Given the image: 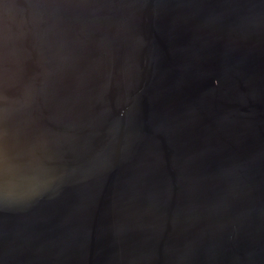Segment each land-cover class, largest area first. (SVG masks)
I'll return each instance as SVG.
<instances>
[{
    "label": "water",
    "instance_id": "1",
    "mask_svg": "<svg viewBox=\"0 0 264 264\" xmlns=\"http://www.w3.org/2000/svg\"><path fill=\"white\" fill-rule=\"evenodd\" d=\"M0 264H264V0H0Z\"/></svg>",
    "mask_w": 264,
    "mask_h": 264
}]
</instances>
